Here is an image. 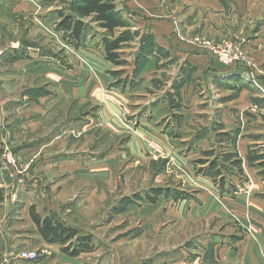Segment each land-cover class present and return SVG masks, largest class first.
Returning <instances> with one entry per match:
<instances>
[{
	"label": "rangeland",
	"instance_id": "1",
	"mask_svg": "<svg viewBox=\"0 0 264 264\" xmlns=\"http://www.w3.org/2000/svg\"><path fill=\"white\" fill-rule=\"evenodd\" d=\"M155 1L158 3L159 13L172 23V35L179 43L194 46L196 51L206 54L214 65L235 68L234 73L243 79L235 92L249 89L254 94H264V44L256 41V35L260 36L257 29L264 26V0H252L251 3L236 0V3L226 4L230 8L234 5L239 13L230 8L228 10V7L226 11H217L216 16L222 20L224 30H215L213 34L197 33L195 29L199 25L196 20L192 22L184 15L180 17L179 8L186 6L185 3L173 4V9L167 12L165 0ZM47 2L60 10V19L46 30L44 36L37 34L34 45H39L42 56L50 55L61 59L66 68H71L73 63L69 61L70 53L67 48L70 44L77 46L72 41L69 30H60L61 34H57L56 29L62 20L61 14H71L74 11L72 2ZM187 6L192 8V15L203 8L197 2L187 3ZM246 6L252 13L245 11ZM241 10L243 15L240 14ZM55 12H58L57 9ZM86 23L95 31L102 30L88 19ZM12 25L13 22L9 20L0 23L5 35H13L6 38L3 34L0 37L1 50L6 49L11 39L19 38V35L9 33ZM130 26L133 27L134 24L130 22ZM127 30L130 41L123 48L130 62L133 59V49L148 39L149 34L139 36L131 29ZM226 45H231L239 55L238 60L231 64H223L216 57L217 51ZM176 60L181 59L176 57ZM111 68L115 70L110 72L113 75L110 81L99 84L94 75L95 81L97 80V84H93L94 89L99 85L98 88L103 90L95 92L94 96L90 94L85 97L80 88L75 97L68 96L69 86L66 83L35 80L36 75L29 74V65H0V171L9 180V187L20 184L28 186L32 192L72 193L70 197L56 199L54 193L46 194L44 199L48 201V211L51 210L58 220L81 230L90 238V254L81 263L247 264L242 256L244 253H241L245 251L244 246H241L239 252L235 251L239 242L248 237L251 239L252 236V228L247 219L241 217L240 210L234 212L227 207L225 216L221 213L213 215L207 225L205 222L190 221L182 226L181 206L173 199L171 203H167L165 194L182 195L188 199L196 198L199 194L205 199L210 195L208 189L212 185V180L208 177L213 178L217 187L222 188L221 175L225 178L224 189H249L252 183L248 178L249 165L257 160L263 165L264 131H217L215 127L204 130L205 124L212 125L210 121L204 122L197 115H193L172 131L173 137L185 140L181 146L176 147V154L181 159L177 162L168 148L158 140L138 137L135 122L140 117L143 118L146 107L131 105L132 97L129 100L125 97L131 106L117 98L121 102V114L116 110L114 111L117 113H113V109L110 110L106 105L105 101L112 99L106 97L108 92L105 90L116 89L121 93V82L129 75L127 70L119 69L118 66L113 65ZM171 76L165 71L161 73L157 78V85L162 89L154 92L156 95H152V92L151 99L159 100L167 96V91L173 85ZM177 77L181 78L179 75ZM7 78L11 80L10 90L5 86ZM149 105H153L152 102ZM180 111L181 108H177L174 112L180 115ZM173 113L165 111L164 115L167 116L160 120L161 123L168 122V125L173 126ZM251 133L255 138L250 145H242L241 136ZM133 136L140 138L141 142L135 144L131 141ZM201 137L212 138L216 145L205 150L202 146L195 147ZM149 139L155 140L163 151L155 152ZM210 149L213 150L212 155L204 153ZM8 156H11L12 162H9ZM225 157H230V161L225 165L221 163V175L213 177L214 175L202 172L209 167L211 160L220 163ZM49 158L53 162H45ZM56 160H72L76 168L71 171L64 167L61 169L62 162L56 163ZM232 160L240 162L241 170L235 165L232 166ZM36 166L40 169L35 171L33 167ZM231 167L233 168L230 170ZM262 170L264 171V166ZM236 177L239 181H236ZM128 197L133 199L124 207L121 200ZM59 199L62 203H59ZM218 199L219 195L217 202ZM68 218L72 220L69 221ZM201 235L214 236L216 243L226 244L229 253L223 252V255L226 254L225 260L215 258L216 244L213 242L200 243L198 248L197 241L202 238ZM28 250L38 251L39 256L36 259L27 260L36 264L41 250L33 248L21 252ZM217 252L219 254V249ZM232 252L239 259L228 260ZM198 253L203 254H200L201 258H197Z\"/></svg>",
	"mask_w": 264,
	"mask_h": 264
},
{
	"label": "crops",
	"instance_id": "2",
	"mask_svg": "<svg viewBox=\"0 0 264 264\" xmlns=\"http://www.w3.org/2000/svg\"><path fill=\"white\" fill-rule=\"evenodd\" d=\"M73 1L75 0H71V2ZM165 2L167 12L173 9V4L185 3L186 6L178 7L180 17L184 15L192 22L196 20L199 25L195 29L197 33L210 32L213 34L215 30H222L223 28L222 20L217 18L216 12L223 9L226 11V7H228L226 4L236 3V0H165ZM191 2H197L203 6L195 15H192V8L187 6V3ZM244 2L251 3L252 0H244ZM113 3L115 11L120 12L123 18L132 22L134 26L118 27L113 31H108L93 21L94 15L84 18L77 16V18L83 19L85 23L87 19L90 20L102 30L95 31L86 23V28L83 31V43L77 47L70 44V47L67 48L70 53L69 61L73 63V66L68 67V69L63 60L50 55L42 56L39 45L36 46L33 42L37 34L44 36L46 30L60 19V10L47 0H0V23L7 20L13 22L9 33L19 35L17 40L11 39L9 41L6 49L1 50L2 48H0V65L7 63L29 65L31 68L29 74L36 75L35 80L38 82L66 83L69 86L68 96L74 95L75 97L80 88H82L85 97L90 94L94 96L95 92L103 90L98 88L99 85L94 89L93 84H97V80H99V84L110 81L113 77L110 72L115 70L111 68L113 65L120 67L119 69L127 70L126 73L129 75L121 82V93L116 89L105 90L108 92L106 97L112 99L105 101L106 105L110 110L113 109V113L121 114L123 110L121 102L117 98L128 103L129 106L128 100L132 97L133 104L131 105L146 107L143 118L140 117L135 122L136 127H138V137L145 136L158 140L160 144L162 143L168 148L177 162H180L181 159L176 154V147L181 146L185 140L184 138L173 137L172 131L177 129L176 127L182 126L193 115H197L204 122L210 121L212 125L205 124L204 130L215 127L218 129L217 131L224 129V131L239 129L242 132L264 131V94L261 92L254 94L249 89H243L240 93L235 92L236 87L243 81L242 78H239V74L234 73L235 68L214 65L215 63L206 54L196 51L194 46L179 43L172 35V23L159 13L158 3L155 0H113ZM229 8L227 9L229 10ZM56 9L58 12H55ZM230 9L237 14L239 13L234 5ZM246 10H249L247 6L245 7ZM249 11L252 13L251 10ZM240 14L243 15V10ZM250 17L252 16L250 15ZM127 29H131L139 36L144 34H149V36L148 39L140 43L138 48L133 49L131 56L133 59L130 62H128L127 57L129 56L123 48V45L128 41L123 42L121 49L118 50L123 63L117 65L107 59L103 38L112 39L128 31ZM60 30L59 28L56 29V33L61 34ZM257 30L260 36L256 35L258 37H255L256 41L264 44V26ZM3 34L0 27V37ZM112 35L113 37H111ZM10 36L13 35H5L6 38ZM21 41H24V44H21ZM176 57L181 60H176ZM137 67H139L138 71H136ZM164 71L172 75L173 85L167 91L166 97L159 100L151 99L152 95L157 94L154 92H160L162 89L157 85V78ZM174 72L177 74H173ZM94 75L97 77L96 81ZM178 75L181 78H178ZM5 86L7 90H10L11 80L8 78L5 81ZM186 86H188L187 91H184ZM152 92L154 94L151 95ZM150 102L153 105L150 106ZM177 108H181L180 115H183L182 118L177 112H174ZM131 110L133 109L131 108ZM165 111L168 113L170 111V114L174 112L173 126L168 125V122L161 123L160 120L167 116L164 115ZM251 125L252 127H249ZM245 135L241 136V140H243L241 144L250 145L255 137L252 136V133ZM138 137L133 136L131 141L139 144L141 141ZM215 145L216 142L212 138L201 137L195 147L202 146L205 150ZM45 162H53V160L49 158ZM260 162L257 160L249 165L248 178L252 182L249 189L247 187L246 190L243 188L227 190V188L217 187L213 178L208 177L212 180V185L208 189L210 195L205 199H202L199 194L193 199L172 193L165 194L167 203L175 200L177 201L176 204L181 206L183 210L181 211L182 226L189 224L190 221L205 222L207 225L211 222L213 215L221 213L225 216L228 208L234 212L240 210L241 217L247 219L252 228V236H250L251 239L248 237L239 242L238 249L235 251L236 253L239 252L241 246H244L245 251L241 253H244L242 256L245 257L247 264H264V171L262 170L264 159H262L263 165H260ZM56 163H61L60 168L63 169L64 167L69 171L76 168V164L72 160H56ZM41 167L45 169L44 166ZM33 168L35 171L40 169L39 166ZM236 181H239L238 177H236ZM9 183L7 177L0 171V264H31L18 254L21 250L33 248L41 250L40 259L36 264H86L81 263V261L87 260L89 251L81 252L76 256L64 251L63 244L49 241L41 234L31 215L32 207H34L35 212L42 218L55 217L51 210L48 211L46 204L48 201L44 199L46 194L54 193L56 199L58 197H70L72 193L32 192L28 186L18 184L17 187H9ZM216 194L219 195L218 202ZM59 203H62L60 199ZM219 204L221 205L219 206ZM73 208L76 209V206ZM68 219L69 221L72 220ZM212 242L216 244L215 258L225 260L226 254L223 255V252L229 253V250L225 243H216L214 236H202L197 241L198 248L200 243L211 244ZM236 253H230L232 258L229 257L228 260L239 259V257H234ZM200 254L198 253L197 258H201L200 256L203 254Z\"/></svg>",
	"mask_w": 264,
	"mask_h": 264
},
{
	"label": "trees",
	"instance_id": "3",
	"mask_svg": "<svg viewBox=\"0 0 264 264\" xmlns=\"http://www.w3.org/2000/svg\"><path fill=\"white\" fill-rule=\"evenodd\" d=\"M74 11L71 14H61L62 20L59 23V29L69 30L72 36V41L76 46L80 45V41L83 40V31L86 28V23L83 19L84 17L92 16L93 21L97 22L100 27L105 28L108 31H113L118 27H128L130 22L123 18L120 12L115 11V5L113 0H75L72 2ZM77 16L81 18H77ZM130 36L127 32L121 33V35L116 36L112 39L107 37L103 38L104 52L110 61L120 65L123 63L120 59L119 49L123 42L128 41ZM139 70L137 67L136 71ZM207 155H212L213 150H206L204 152ZM230 161V157H225L223 162H218L216 160H211L209 167L203 170L205 174H209L213 177L221 175L222 165ZM232 166L235 165L239 170H241L240 162L237 160H232ZM204 163V161L202 162ZM223 163V164H221ZM227 165V164H226ZM234 167V166H233ZM231 167L230 170L233 168ZM220 184L224 188L225 178L223 175L220 176ZM234 190V188H230ZM133 198L122 199L121 202L123 206ZM154 198H151L153 200ZM33 220L38 225L41 234L49 241L59 242L64 245L63 250L69 252L71 255L76 256L81 252L90 251L92 246L90 245V238L85 236L81 230L65 224L54 217L41 218L34 209L31 211Z\"/></svg>",
	"mask_w": 264,
	"mask_h": 264
},
{
	"label": "built area",
	"instance_id": "4",
	"mask_svg": "<svg viewBox=\"0 0 264 264\" xmlns=\"http://www.w3.org/2000/svg\"><path fill=\"white\" fill-rule=\"evenodd\" d=\"M216 57L223 64H231L235 62L236 60H238L239 55L238 53L234 52L233 47L231 45H226L222 50H219V52L217 51ZM150 141H151V145L156 150L155 152L161 153L163 151V148L160 147V145L157 142L155 143V141L153 140H150ZM8 160L9 162L13 161L11 156H8ZM38 256H39V253L37 250H28V251H23L20 253V257L26 260H34Z\"/></svg>",
	"mask_w": 264,
	"mask_h": 264
}]
</instances>
